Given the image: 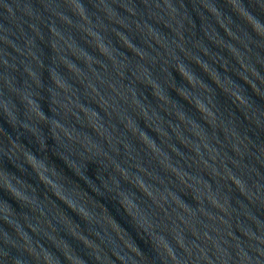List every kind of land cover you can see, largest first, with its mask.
Masks as SVG:
<instances>
[{
	"label": "water",
	"instance_id": "1",
	"mask_svg": "<svg viewBox=\"0 0 264 264\" xmlns=\"http://www.w3.org/2000/svg\"><path fill=\"white\" fill-rule=\"evenodd\" d=\"M0 264H264V0H0Z\"/></svg>",
	"mask_w": 264,
	"mask_h": 264
}]
</instances>
